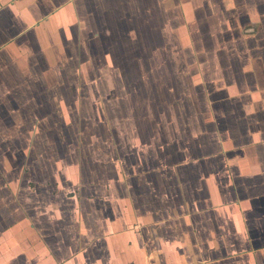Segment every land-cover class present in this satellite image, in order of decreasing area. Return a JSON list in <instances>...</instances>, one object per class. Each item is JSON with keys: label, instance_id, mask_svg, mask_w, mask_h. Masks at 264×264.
Wrapping results in <instances>:
<instances>
[{"label": "crops", "instance_id": "obj_1", "mask_svg": "<svg viewBox=\"0 0 264 264\" xmlns=\"http://www.w3.org/2000/svg\"><path fill=\"white\" fill-rule=\"evenodd\" d=\"M240 14L256 31L244 33ZM193 35L226 43L195 50L208 54L188 78L198 91L157 83L134 98L128 135L110 133L109 110L124 117L125 98L108 80L95 97L79 87L105 83L76 76L90 53L112 70L109 54ZM81 97L104 119L86 142L70 127L63 160L46 118L62 116L64 100L77 116ZM2 132L0 264H264V0H0Z\"/></svg>", "mask_w": 264, "mask_h": 264}, {"label": "rangeland", "instance_id": "obj_2", "mask_svg": "<svg viewBox=\"0 0 264 264\" xmlns=\"http://www.w3.org/2000/svg\"><path fill=\"white\" fill-rule=\"evenodd\" d=\"M238 12H243L244 8L246 9L245 6L243 5H238ZM240 17V21L246 25V30L244 33H247L249 31H247L248 28H251L253 31H256V29L258 28L257 24H253L250 23V25H247V19L246 16L243 14L239 15ZM159 25L163 26L165 24H171L172 22H158ZM262 29V26H260ZM204 29L206 28V22L204 25ZM163 32L166 33L168 32L167 30V26H165L163 29ZM194 32V31H192ZM184 40H187L186 42H181L179 39L177 38H171L170 36H166L165 38L159 40L156 43L158 47L157 52H144L143 49H140V51H136V52H119V53H115V54H109L110 58H111V64L113 65V69H109V68H102L99 66L101 65V59L99 56V54H95V53H90V57L93 60V55L95 56L94 58V62L90 64V68L87 69L86 64H82L80 69L77 70V75L78 77H83L84 80H86V78H88L89 80H91L90 78L94 77V78H98L99 81H103L104 80V85H102V83L100 85H95V84H84V85H79V87L85 88L83 90V92H91L94 91L96 93L92 94L94 95V97L97 94V90L100 92L102 90V88H104V90H106L107 85H106V81L108 80V82L111 83V85H109V91L112 95H117V92L123 93L124 94V104L125 107L122 106L121 110L122 111L124 109L125 114L124 117H118L117 116V110L113 111V108L109 110V112L111 113V116L109 115V121H108V128L110 133L113 132L114 134V130H115V135L118 134L119 129H122L120 135H128L126 132V129L129 128L130 125L133 124V112H134V98H137L138 100L140 98L144 97L145 93H148L150 90L153 91L154 88L157 87V83H162L163 85H165V83H167V79L170 80L171 82H179V83H184V87L186 85V82L189 85V81L188 78H192V77H197L198 74L200 73L201 76V72L199 71V68H197V64L199 61L204 62V60H208V54H204L203 51L202 52H198L195 50H202V45L203 43H206V48L208 47V45H214V44H220L222 41V44H226L225 43V39L224 37H220V38H215L214 37H201V36H196L193 35L190 37V45L188 42L187 38H183ZM171 45H173L174 47L172 48ZM181 45H189V47H182ZM235 46H240L241 42H238L235 44ZM131 48H133L131 46ZM183 48V50H182ZM186 48V49H185ZM126 50H129L130 47H125ZM174 50V51H173ZM105 57V56H104ZM226 58V56H224ZM87 58V53L86 54H82L80 56L77 55L76 59L81 61ZM239 60V59H238ZM99 61V62H98ZM155 62V63H154ZM82 63V62H81ZM155 64L158 65L157 69L154 70L153 67H151L152 65L155 66ZM208 70V69H207ZM75 72V70H71V69H63L61 76L63 77H74L75 75L73 74ZM164 74L163 77H159V74ZM72 73V74H71ZM203 73V72H202ZM240 75V74H239ZM156 76H157V81H156ZM185 76V77H184ZM90 77V78H89ZM118 77V80L120 83H115L112 84V81H116ZM237 77V76H235ZM113 78V79H112ZM165 78V79H164ZM97 81L96 79L93 80V82ZM115 86V88H114ZM182 85H175L174 87L178 88L177 91H179V89L181 88ZM194 86H190L189 88H192ZM193 90H191L192 92L196 93L198 90H196L195 88H192ZM68 97L69 96V92L68 90L66 91ZM82 99H80L78 101V108H79V113H77V116H75V110L73 109V112H71V116H69V113L67 111V116L64 115L65 113V108L69 106V104H71V101L69 102V100H64L62 101V116H58V117H50V118H46L49 123L51 124H55V128L58 125L61 131L56 132L57 134H59L61 136V143L63 144L62 147V155H63V160H69V156L68 155V151L69 147L72 146L75 143V133H71V129L70 127H73L75 124H77L76 126L78 127V130L81 131L80 134H78L80 139V142H84L86 139V131H91V125L95 122H97V120L100 119H104V117L96 115L97 114V107H96V101H95V116H90V111L87 108L88 106V100L85 101V98L81 97ZM140 101H138L139 103ZM100 103V102H98ZM87 105V106H86ZM108 119V118H107ZM2 123H9V119L8 118H1ZM74 128V127H73ZM13 135H18V131L20 130V128H15L13 127ZM123 131H125L126 133H123ZM104 132L107 134L106 130H104ZM10 129H9V134H10ZM8 132H2L0 134V137L3 139H7V137L9 136ZM112 135V134H111ZM9 139V138H8ZM15 140L18 139L17 137L14 138ZM19 139H26L23 136H20ZM71 142V145H70ZM86 142V141H85ZM70 149H72V147H70ZM85 151H87L89 153L88 150L85 149H80L78 155L74 156H87V153H85ZM118 152V149L116 147V145H114L113 141L109 142V149L107 150V152L109 153L108 156L110 157H114L115 152ZM99 153L103 154V151H99Z\"/></svg>", "mask_w": 264, "mask_h": 264}]
</instances>
